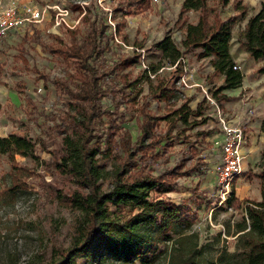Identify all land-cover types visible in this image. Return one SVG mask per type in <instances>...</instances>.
Instances as JSON below:
<instances>
[{
	"label": "trees",
	"instance_id": "16d2710c",
	"mask_svg": "<svg viewBox=\"0 0 264 264\" xmlns=\"http://www.w3.org/2000/svg\"><path fill=\"white\" fill-rule=\"evenodd\" d=\"M88 1L89 5L75 6L82 14V38H77L72 29L68 30V43H44L36 30L29 36L71 70L66 79L38 75L42 86L50 85L57 98L45 122L52 135L61 136L60 147L48 150L40 137H0L1 155L36 158L39 146L50 156L52 167L77 186L68 195H58L78 212V217L68 247L47 264H156L163 254L161 247L169 243L176 258L171 264H222L221 259H203L197 237L185 235L192 223L184 207L159 198L179 192L181 177L205 174V157H191L187 151L173 165L156 166L174 143L194 147L189 141L190 131L207 123L208 107L201 102L192 110L188 106L192 96L180 99L173 86L166 88L163 82L153 85L147 71L142 80L147 81L148 95L166 104L163 115L153 114L146 96H140L141 79L121 82L117 76L120 68L140 62V51L125 52L122 45L128 40L122 34L123 22L112 25L107 22V12L96 6L97 0ZM149 3L150 0H124L111 9L110 19L114 20L112 14L118 11L124 16L145 11ZM209 3L222 9L230 0H182L179 14L198 12L197 22L183 27L178 44L165 35L152 46L161 52V61L171 66L192 52L199 60L208 59L213 73L223 76L222 85L211 93L218 104L227 99L222 94L224 90L241 85L242 73L230 54L236 19L208 23ZM236 11L241 18L246 16L244 9L237 7ZM245 20L239 43L249 57L264 61V2ZM155 71L152 67L149 72ZM258 73L264 74V64ZM172 100H180L179 105L168 106ZM162 122L165 129L157 133ZM261 130L264 131V121ZM194 134L204 137L210 133ZM258 167L259 201L242 202L232 190L224 200L226 207L243 209L244 213L235 227L238 237L234 264H264V154ZM105 182H109L106 188Z\"/></svg>",
	"mask_w": 264,
	"mask_h": 264
},
{
	"label": "rangeland",
	"instance_id": "374dc122",
	"mask_svg": "<svg viewBox=\"0 0 264 264\" xmlns=\"http://www.w3.org/2000/svg\"><path fill=\"white\" fill-rule=\"evenodd\" d=\"M10 0H0V6H6ZM124 0H97L96 6L107 12V22L112 25L123 22L122 34L128 43L122 45L125 52L141 54L140 62L124 66L118 72L121 82L141 79V95L147 98L149 108L155 115H163L166 104L163 101L152 99L149 94V86L145 79V72L153 83L163 82L166 88L173 86L180 99L187 98L190 87L195 94L202 97V103L208 107L209 120L191 130L190 142L193 148L185 144H176L166 151L163 158L157 161L156 166L173 165L175 160L185 152L191 157L204 156L203 175L183 176L178 181L182 185L179 192H171L160 195L161 199H168L175 206L182 205L185 214L191 221L190 231L185 235H195L198 245L202 246L203 259L218 261L222 264H234V253L238 234L235 231L236 224L242 221L243 209L235 210L226 207L224 200L230 191H234L235 197L242 201H259L258 174L261 169L259 162L251 161L248 169L234 179L226 194L221 193L216 184L214 167L221 158V137L218 133L217 119L214 108L205 102V92L211 95L220 86L218 74L209 71L210 61L199 60L196 52L184 56V63L173 67L161 61V52L153 48L152 44L165 35L178 44L182 39L183 27L187 24H195L199 13L194 11L179 14L182 0H150L149 8L145 11H134L123 15L118 11L113 19H110L111 9ZM41 19L40 23H31L25 31L12 32L0 39V137L9 134L25 135L32 139L44 140L48 150L54 151L60 147L61 136L52 135L48 131L46 118L57 103V98L52 87H42L39 74H45L50 78H68L71 70L66 68L59 58L45 52L42 47L35 44L29 36L36 30L44 43H68L69 29L75 31L77 38L85 34L84 26L79 18L76 5H89L88 0H28ZM264 0H230L228 6L219 9L214 3L208 4L206 18L208 23L216 19L225 20L230 17L236 19L233 27V40L239 41L242 36L244 21L259 9ZM58 6L66 10L65 15H59L55 19L53 9ZM244 9L246 16L241 18L236 8ZM59 18L64 21L56 23ZM236 42L232 45L234 54L238 51ZM142 44V48L138 45ZM243 59H248L243 53ZM247 66V64H246ZM155 72H149L151 68ZM255 67L258 73L259 66ZM185 77L186 86L180 82V77ZM41 86L42 91L37 92ZM200 102V103H201ZM221 101L218 107L225 111ZM179 101L172 100L168 106L179 105ZM196 102H190L194 107ZM134 108H130L134 117ZM20 114L25 115V120L20 121ZM181 125L178 124V127ZM165 123L159 124L157 133L164 131ZM209 132L207 136H196L194 133ZM50 134H49V133ZM194 149V150H193ZM36 158H24L18 155L8 156L0 154V264H47L55 259L59 253L65 250L74 234V227L78 212L65 204L60 195H68L76 190L74 182L57 172L51 165L50 156L37 146ZM196 158V157H195ZM192 158V159H195ZM190 160V164L193 160ZM188 164V166L190 165ZM110 169V163H106ZM150 167V166H149ZM146 168V171L149 170ZM109 182L104 183V188ZM17 184L19 187L14 188ZM171 244L162 246L163 254L156 264H171L175 262Z\"/></svg>",
	"mask_w": 264,
	"mask_h": 264
},
{
	"label": "crops",
	"instance_id": "0c3cea01",
	"mask_svg": "<svg viewBox=\"0 0 264 264\" xmlns=\"http://www.w3.org/2000/svg\"><path fill=\"white\" fill-rule=\"evenodd\" d=\"M245 22L246 20L244 21V25ZM234 42H236L235 45L237 46L238 51L247 56L248 59H243L239 52L236 54L233 53L231 49ZM230 54L234 63L242 73V81L239 87L224 90L222 92L227 98L222 102V106L225 109V111L222 110V112L226 115L230 124L239 125L245 123L246 125V141L241 148V168L242 172H245L251 161L255 160V162H260V157L264 154V131L261 130V124L262 121H264V74H256L254 72V66L260 65L261 67L262 64H264V61H255L249 57L239 41L233 40V36L230 44ZM209 71H214L211 64ZM218 76L220 85H222L223 76L220 74H218ZM0 91H2L1 88ZM187 92V94H189L187 95L188 97L195 94L193 87H190ZM192 97L194 98L192 102L195 101L196 105L192 107L189 103L188 106L194 110L197 104L202 101V97Z\"/></svg>",
	"mask_w": 264,
	"mask_h": 264
},
{
	"label": "built area",
	"instance_id": "2783aa9c",
	"mask_svg": "<svg viewBox=\"0 0 264 264\" xmlns=\"http://www.w3.org/2000/svg\"><path fill=\"white\" fill-rule=\"evenodd\" d=\"M27 1L28 0H10L6 6H0V39L12 32L25 31V28L31 23H40L41 19L38 18L33 7L29 5ZM53 9L58 10V12H55V19H58L59 15L63 16L66 14V10H61L58 6H54ZM61 20L70 28L69 24H67L63 18H59L56 24L59 25ZM178 62H180V65L184 63V57L179 59L172 66L176 67ZM180 82L186 86L184 76L180 77ZM42 87L39 86L37 88L38 93L42 91ZM204 98L206 104L214 108V114L217 119L218 133L221 137V158L219 163L214 167V173L216 184L220 188L221 193L226 194L229 191L231 182L236 179L242 171L241 148L246 141V125L245 123L239 125L230 124L226 115L218 107V104L212 96L205 92ZM2 105L0 96V107H2ZM25 119V115L20 114L19 120L23 121ZM3 130L5 131L6 127L0 128L1 133H3ZM3 135H6V133H3Z\"/></svg>",
	"mask_w": 264,
	"mask_h": 264
}]
</instances>
